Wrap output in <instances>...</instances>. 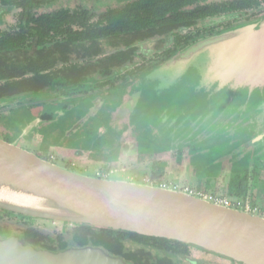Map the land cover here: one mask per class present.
Returning <instances> with one entry per match:
<instances>
[{
    "label": "flooded vegetation",
    "instance_id": "obj_1",
    "mask_svg": "<svg viewBox=\"0 0 264 264\" xmlns=\"http://www.w3.org/2000/svg\"><path fill=\"white\" fill-rule=\"evenodd\" d=\"M160 1L31 2L27 9L33 15L65 12L82 18L70 20V27L72 33L84 36L55 37L56 63L46 72L53 78L48 87L36 94L0 102V119L4 118L6 123L3 130L13 133L11 141H4L53 164L60 162L67 169L73 160L75 166L71 170L90 177L123 181L111 179L123 178L131 171L134 177H144L141 168L146 165L151 180L159 172L163 180L168 176L183 177L211 190L226 183V195L233 207L239 208L240 202L256 201L264 196V170L260 169L264 167V129L259 135L249 131L235 138L217 134L187 143V136L170 141L172 129L141 118L132 106V94L144 76L180 58L192 44L263 18L264 0H167L170 11L166 21L132 28L131 23L110 22L105 17L112 12H138ZM11 10L19 12L17 23L7 29L5 24L11 26V20L4 16ZM23 13V9L3 7L0 0V32L19 31ZM224 17L229 19L214 22ZM108 29L117 33L105 36ZM202 124V120L196 122L193 129L198 130ZM98 169L100 172L95 173ZM245 177L247 193L240 196L237 185ZM123 182L143 184L132 179ZM36 221L57 223L0 208V242L32 246L37 251L63 252L50 250L45 242V246H37L27 241L29 229L58 240V231L36 227ZM167 241L171 245L125 241L122 253L126 257L111 256L102 248H86L101 249L124 264H241L192 245ZM70 249L85 248L67 250Z\"/></svg>",
    "mask_w": 264,
    "mask_h": 264
},
{
    "label": "water",
    "instance_id": "obj_2",
    "mask_svg": "<svg viewBox=\"0 0 264 264\" xmlns=\"http://www.w3.org/2000/svg\"><path fill=\"white\" fill-rule=\"evenodd\" d=\"M229 18H218L222 22ZM132 106L170 141L258 135L264 126V17L186 48L136 85ZM202 127L193 129L196 122ZM0 208L70 225L178 241L264 264V217L160 187L85 176L0 139ZM0 264H124L101 249L52 253L0 242Z\"/></svg>",
    "mask_w": 264,
    "mask_h": 264
},
{
    "label": "trees",
    "instance_id": "obj_3",
    "mask_svg": "<svg viewBox=\"0 0 264 264\" xmlns=\"http://www.w3.org/2000/svg\"><path fill=\"white\" fill-rule=\"evenodd\" d=\"M31 2L34 0H1L3 7L23 9L24 13L20 17L19 31L0 32V102L8 98L36 94L48 87L53 78L46 72L51 71L56 63L53 51L55 37L84 36L72 33L70 27L72 24L70 20L76 22L82 21V18L65 12L55 15H33L27 9ZM154 5L138 12L134 9L132 13L112 12L106 14L105 17L110 22L120 20L124 23H131V28L135 25L140 27L143 23L166 21L168 11H170L167 0H161L156 6ZM24 22L26 24H23ZM105 32V36L117 33L113 29ZM162 183V175L159 172L154 173L150 185L161 187ZM247 184L248 178L245 177L237 185L238 195H246ZM26 234L29 243L37 246L48 245L52 251H64L72 247H96L102 248L111 256L119 257H126V254L122 253V247L126 246L125 241L152 246L171 245L164 239L107 229L98 230L86 225L64 224L62 230L56 235L57 241L41 234L36 229H29ZM44 242L45 245H43Z\"/></svg>",
    "mask_w": 264,
    "mask_h": 264
},
{
    "label": "rangeland",
    "instance_id": "obj_4",
    "mask_svg": "<svg viewBox=\"0 0 264 264\" xmlns=\"http://www.w3.org/2000/svg\"><path fill=\"white\" fill-rule=\"evenodd\" d=\"M18 13L19 12L16 11V10H11V11H9L8 14H6L4 16V18L6 17V18H9V20H11V26H8L7 24H5L6 25L5 28L10 29L11 27H15L16 26V23H17L16 22V17H17ZM3 20H5V19H3ZM3 119L4 118L0 119V138H2L3 140H10L11 141L10 137L13 135V133L9 132L8 130L7 131L3 130L6 127L5 126L6 123H5V121ZM263 129H264V126H263L262 130ZM247 132H249V131H245L244 133L240 134L238 137H241V136L245 135ZM8 133H10V134H8ZM251 133L257 134L256 132H253V131ZM188 142H191V141H188ZM186 143H187V141H186ZM55 163H57L58 165H61L60 167H62V165H63L60 162H56L55 161ZM69 166H70L69 170H71L72 166H75V162L73 160L70 161ZM63 168H65V167H63ZM141 169H143L144 172H145V174H143L144 177H141V176L140 177L139 176L138 177H134V172L131 171V172L127 173L125 175V177L123 176V178L122 177L121 178L113 177L111 180H115V179H119L120 180L121 179V180L124 181V180L132 179V180H135V182H140V183H143L145 185H150L151 177H150V174L147 173L146 165L144 166V168L142 167ZM260 169H261V171H263L264 167H260ZM74 171H75V169H74ZM98 172H100L99 169L95 173H98ZM261 174H263V173L261 172ZM85 176H87V175H85ZM131 182H133V181H131ZM180 182H181V184H180ZM163 184L166 185L169 188L177 187V189L179 191H184L186 189H189L193 193H195L197 191V192L203 193V195H213V196H216V197H219V198H222V199H227L231 203H233L231 198L226 195V189H227V186H226L227 184L226 183H221L219 188H217L216 190H211V189L205 188L203 185L200 186V184L196 183V181L185 180L183 177L181 179H179V177L174 178V176L173 177H169L168 176V177H166V179L164 178ZM168 190H170V189H168ZM233 208H237V206H234ZM239 208H240L239 210H241V211H245V212L260 216V217H264V196L262 198H257L256 201H251L250 200L249 202H245V203L240 202V207ZM27 221H32V220H27ZM34 225H36V227H46V228L48 227L47 228V229H49L48 231H54V230L55 231H61L62 228H63V224H60V223H55V224L46 223L45 224V222H42V221H36V222H34Z\"/></svg>",
    "mask_w": 264,
    "mask_h": 264
},
{
    "label": "built area",
    "instance_id": "obj_5",
    "mask_svg": "<svg viewBox=\"0 0 264 264\" xmlns=\"http://www.w3.org/2000/svg\"><path fill=\"white\" fill-rule=\"evenodd\" d=\"M160 188L179 191L177 189V187L169 188L166 185H164L163 183H162ZM180 192L192 195V196H194L196 198L204 199V200L209 201V202H211L213 204H216V205L224 206V207H227V208H233L232 203L229 200H227V199H222V198H219V197H216V196H213V195H203V193L197 192V191L195 193H193L189 189H186V190L180 191Z\"/></svg>",
    "mask_w": 264,
    "mask_h": 264
}]
</instances>
